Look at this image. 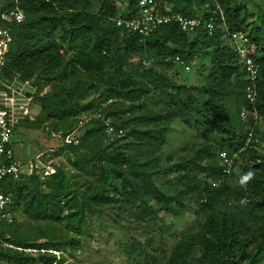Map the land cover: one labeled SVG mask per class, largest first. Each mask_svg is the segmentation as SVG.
Instances as JSON below:
<instances>
[{
	"label": "trees",
	"instance_id": "16d2710c",
	"mask_svg": "<svg viewBox=\"0 0 264 264\" xmlns=\"http://www.w3.org/2000/svg\"><path fill=\"white\" fill-rule=\"evenodd\" d=\"M140 1L0 0L25 16L10 31L6 75L32 81L44 91L33 99L39 108L34 121H22L15 131V156L22 146L20 130L32 126L64 136L80 117L89 118L79 130V145L56 144L58 152L72 158L75 180L58 168L54 175L33 171L0 185V192L10 197L7 211L15 221L0 220V239L21 248L78 249L81 227L92 214L97 219L108 216L127 232L135 228L147 234L155 228L161 235L164 219L196 207L200 223L180 236L167 257L149 254L154 238L140 242L132 235L123 245L126 255L137 264H264V155L253 147L238 152L249 130L264 138V29L237 0H163L170 12L189 18L215 15L217 25L222 14L231 32L247 35L259 69L258 126L240 120L249 82L220 30L198 32L194 40L174 24L145 38L126 35L114 23L119 6L130 17ZM200 52L210 56L211 68L192 87L148 68L174 67L166 60L177 56L189 65ZM154 92L163 95L150 99ZM176 123L191 128L197 142L170 164L163 149ZM107 124L116 131L111 142L106 141ZM47 134L43 141L49 140ZM45 145L40 142L34 150L23 146L26 154L17 158L32 159L51 147ZM221 152L235 158L239 174L234 187L223 173ZM40 174H45L43 184ZM18 217L46 226H38L32 238L21 235ZM66 220L75 237L53 236L51 225ZM53 260L0 249V264Z\"/></svg>",
	"mask_w": 264,
	"mask_h": 264
},
{
	"label": "built area",
	"instance_id": "2783aa9c",
	"mask_svg": "<svg viewBox=\"0 0 264 264\" xmlns=\"http://www.w3.org/2000/svg\"><path fill=\"white\" fill-rule=\"evenodd\" d=\"M25 20L24 13L17 6L11 9L4 7L0 2V185L6 179H18L23 174L31 172L50 173L53 166V155L59 148L49 147L45 152L39 153L29 160H21L15 156L11 149V143L19 124L34 116V97L42 95L32 81H20L17 77L6 75V61L11 44V28L21 24ZM215 15L202 19L199 16L189 18L178 13L170 12L163 0H141L137 12L128 17L119 15L114 19L116 27L123 30L126 35L148 37L164 25H177L181 32L194 35L198 32L209 34L220 30L227 39L231 50L235 54L238 63L246 73L248 86L245 89L247 106L239 110L241 122L252 121L255 125L261 124V117L255 110L256 81L258 79V65L252 59L255 47L250 43L247 35L240 32H231L220 14V24L215 23ZM166 62L180 64L185 71L189 67L181 61L180 57L167 59ZM87 116L79 118L77 126L70 133L62 136L59 133L49 131L47 136L50 141H60L61 146H77L80 143L79 130L88 122ZM48 131V130H47ZM106 141L111 142L116 135L113 127L107 124ZM247 139L238 152H243L247 147H253L260 152L264 150V138L255 135L254 130L247 132ZM52 158V159H51ZM223 173L230 175L234 171L235 158L226 152L219 154ZM10 203L9 195L0 192V220L12 221L7 208ZM0 249H10L22 252L28 256L45 255L54 260L50 264H60L65 251L54 248L16 247L9 242L0 239Z\"/></svg>",
	"mask_w": 264,
	"mask_h": 264
},
{
	"label": "rangeland",
	"instance_id": "374dc122",
	"mask_svg": "<svg viewBox=\"0 0 264 264\" xmlns=\"http://www.w3.org/2000/svg\"><path fill=\"white\" fill-rule=\"evenodd\" d=\"M237 1L241 5L246 4L245 6L247 7L249 14H252L254 19L256 18L259 23H261L262 29H264V4H262L260 0ZM124 14V7L119 6V15ZM195 35L196 34L189 35V38L194 40ZM187 66L189 67L188 72H186L184 66L180 64H176L174 67L161 64H151L148 68H152L153 70L166 75L176 84L192 87L199 83L200 78L207 76L209 73L211 68L210 56L205 52H200ZM162 95V92H154L150 99H156ZM91 99L92 98L89 100ZM33 114L34 117L39 114L38 106L34 107ZM31 120L34 121L33 119ZM47 130L48 129L43 130L41 128H33L32 126L20 130L19 141L22 143V146H19L21 151L17 150L16 157H18L19 154L21 156L26 154L23 146H28L31 150H34L35 146L39 145L40 142H45L48 146L51 144V147L56 148L57 141H43L46 138L45 135L47 134ZM15 141L16 137L14 136L12 142ZM192 142H197L195 132L191 128H184L176 123L171 130L168 142L163 149L164 158H170L172 160L170 164H174L179 156L186 154V146ZM261 154L264 155V150ZM71 160L72 158L65 156L64 151L56 152V156L53 158L54 168H52L50 173L46 174L54 175L58 168L66 169L67 177L75 180L73 177L75 173H73L71 169ZM238 174L239 170L234 169L232 174L229 175L228 184L230 186L234 187L237 185ZM40 175L41 183L43 184L45 181V174ZM76 182L81 184L82 179L78 177L76 178ZM17 213L20 214V209L17 210ZM17 220L22 224L21 227L17 228V233L21 235L24 234L31 236L32 233L37 232L38 226H46V223H37L25 217H18ZM12 222L11 224H14L15 221ZM199 223L200 212L196 207L186 208L182 216L164 219V221L159 224L160 230L162 231L161 235L156 233V230L158 229L155 228L147 234H143L135 228L127 232L122 227L116 226L108 216L104 215L100 219H97L94 214H92L91 217L87 218L86 224L81 227L82 236L79 240V248L65 249L64 257L61 258L60 264H137L136 261L126 255L123 246L130 235L140 242H146V240L154 238L155 242L152 244L153 246H151L150 249L147 248V250L149 254L156 255L159 260L164 259V257L169 255L180 236L188 231L194 230ZM51 226H53L51 230L53 236L75 237V233L68 227V220L54 223ZM42 231L46 232L45 230ZM45 241V238L39 240V242ZM157 243H159L160 246L155 253L153 249L157 247Z\"/></svg>",
	"mask_w": 264,
	"mask_h": 264
}]
</instances>
